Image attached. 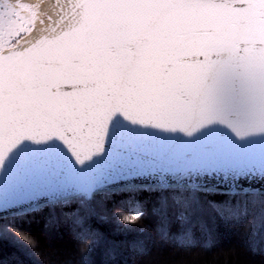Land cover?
<instances>
[{
  "label": "snow or ice",
  "instance_id": "6c2138e0",
  "mask_svg": "<svg viewBox=\"0 0 264 264\" xmlns=\"http://www.w3.org/2000/svg\"><path fill=\"white\" fill-rule=\"evenodd\" d=\"M254 181L264 182V0H0V264L6 244L36 264L35 217L72 202L88 211L71 217L83 247L61 264H92L91 204L117 191L123 214L99 218L137 234L134 260L214 264L236 252L221 246L217 219L236 225L257 208L264 219ZM144 194L158 243L135 226ZM58 223L49 215L44 233Z\"/></svg>",
  "mask_w": 264,
  "mask_h": 264
},
{
  "label": "trees",
  "instance_id": "16d2710c",
  "mask_svg": "<svg viewBox=\"0 0 264 264\" xmlns=\"http://www.w3.org/2000/svg\"><path fill=\"white\" fill-rule=\"evenodd\" d=\"M141 198L146 199V218L139 221L135 226L145 228L146 235L150 236L153 242L158 243L155 232L157 219L151 214L155 200L153 197H147V194ZM127 199L128 194L126 192L118 191L107 201L97 196L92 202L91 209L93 212L89 215L88 223L101 234V239L91 254L92 264H143V258L137 257L134 260L126 247L129 242L138 239L137 234L122 232L121 226L116 220H101L99 218L101 214L105 213L107 215L114 213L117 216L123 214L116 205ZM76 213L88 215L87 209L81 208L78 202H72L64 207H56L54 210L45 208L35 217L29 230L41 242L43 249L36 264H61V261L68 256H74L75 261H79L77 247H83V245H79L71 233V217ZM49 215H54L57 218L59 231L52 230L45 234L43 225ZM211 223L212 221L209 220L210 225ZM215 223L218 225V231L221 234V246L225 249L229 246H236V252L232 253L227 250L219 252L214 264H264V219L261 218L258 208L239 224L225 226L219 219ZM176 230L177 226L173 225V231ZM112 241L121 242V248L115 260L106 255V248ZM243 241L255 248V253L251 252L248 247L240 246ZM166 251H171V248H167ZM2 258L6 264H33L28 256L16 252L7 244L3 247ZM192 264H200L199 258H192Z\"/></svg>",
  "mask_w": 264,
  "mask_h": 264
},
{
  "label": "water",
  "instance_id": "95a60500",
  "mask_svg": "<svg viewBox=\"0 0 264 264\" xmlns=\"http://www.w3.org/2000/svg\"><path fill=\"white\" fill-rule=\"evenodd\" d=\"M242 183L245 184V186H248L247 182L246 181H242ZM252 187H256V188H261V190H264V182H253ZM118 192V191H117Z\"/></svg>",
  "mask_w": 264,
  "mask_h": 264
}]
</instances>
